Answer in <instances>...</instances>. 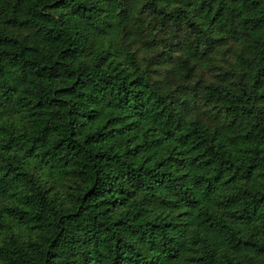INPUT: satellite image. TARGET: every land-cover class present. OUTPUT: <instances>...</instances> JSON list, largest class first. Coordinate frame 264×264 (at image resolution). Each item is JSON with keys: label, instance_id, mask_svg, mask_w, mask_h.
I'll use <instances>...</instances> for the list:
<instances>
[{"label": "trees", "instance_id": "obj_1", "mask_svg": "<svg viewBox=\"0 0 264 264\" xmlns=\"http://www.w3.org/2000/svg\"><path fill=\"white\" fill-rule=\"evenodd\" d=\"M0 264H264V0H0Z\"/></svg>", "mask_w": 264, "mask_h": 264}]
</instances>
